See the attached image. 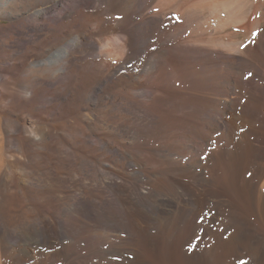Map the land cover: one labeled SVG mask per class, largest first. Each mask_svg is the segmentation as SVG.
Returning <instances> with one entry per match:
<instances>
[{"label": "bare ground", "instance_id": "obj_1", "mask_svg": "<svg viewBox=\"0 0 264 264\" xmlns=\"http://www.w3.org/2000/svg\"><path fill=\"white\" fill-rule=\"evenodd\" d=\"M17 1L0 0V7L7 8ZM103 5H106L110 15L124 13L128 6H133L131 15L117 22L121 32L107 42L108 50L104 51V47L91 36L79 35L32 67L27 77L29 85H25L23 96L8 86V80L3 76H0V91L11 92L12 101L26 99L35 94L34 86L41 83L55 86L64 82L62 79L53 83L44 78V83L45 73L51 72L55 76L56 72L70 71L76 62L103 56L115 61L114 65L111 63L115 74L136 70L142 73L141 79L151 78L146 88L140 91L136 89L138 92L134 93V97L140 101L122 100L124 103H120L117 98L118 116L125 117L118 128L130 136L132 143L141 139L146 141L144 145L135 143L132 147H120V144H114L117 142L102 144L97 140H88L84 126L77 123L74 138H81L86 144L92 145L98 155L104 151L109 153L114 163L116 161L115 164L121 167V173L115 171L116 168L111 164L104 167L101 174L94 173V184L90 187L86 185V190L91 191L90 196L72 204V212L80 218L81 228L75 230L73 226L63 224L51 233L29 230L31 237L39 238L32 239L30 247L38 243L66 242L77 235H87L86 242H92L87 244L88 248L94 246L91 251L101 259H116L123 264H145L142 254L137 250L150 255L156 253L162 248V239L167 235L169 243L165 245L170 251L182 254L189 233L202 229L197 224V217L204 209L214 212V215L227 216L226 219L230 217L238 224L243 212L258 203L254 200L256 184L244 181V176L251 165H263L255 169L258 175L264 169V82L257 84L251 80L245 91H241L239 85L242 84V73L249 68L257 67V77L262 75L264 78L261 74L263 71H259L264 67V0H63L53 8L41 9L31 15L34 25L27 29L34 33V37L30 40L21 39L18 49L47 39L83 9ZM155 10L158 13H154ZM174 14H177L178 21L181 17L192 16L198 17L199 21L203 18V22L198 31L183 37L175 46H161L152 51L150 39L154 32L161 30L165 22H171ZM206 21L216 22V28H211ZM236 24L243 26L247 34L242 37L232 34L229 29ZM259 27L263 28L260 35H254ZM14 35L24 36L28 33L26 30H17ZM259 36V42L255 45ZM241 45L245 46L243 50ZM201 62L198 71L195 66ZM222 65H226L225 69ZM168 68L169 74L166 73ZM177 81L181 82L178 88ZM115 96L101 97V103L107 101L106 107L114 105ZM93 97L94 94L91 99ZM51 101V98H40V104ZM2 104L5 106L10 101ZM110 111L111 107L108 112L113 115ZM227 114L231 115L229 119L225 118ZM128 118L134 122L127 124L125 121ZM241 128L243 131H239ZM14 130V127L10 129L12 132ZM214 133H219L217 148L206 159H199L195 152L207 147ZM21 138L26 146L34 147L36 152L41 143H47L50 135L35 129L32 144L27 143L30 137L23 135ZM159 141H162L161 145ZM189 153H193L191 157ZM98 158L101 159V156ZM205 162L210 166L208 178L203 172ZM179 175L193 176V181L204 190L193 192L189 184L179 180ZM220 197L228 200L221 201ZM259 200L263 204V193ZM247 230H243L246 236L250 235ZM116 232L126 235V240H122L120 245L111 243L112 239L118 238ZM256 238H252L254 244L261 243L264 252L263 241ZM218 248L219 245H216L209 252L195 251L188 257L197 264L213 263V255ZM77 261L79 263V259Z\"/></svg>", "mask_w": 264, "mask_h": 264}, {"label": "rangeland", "instance_id": "obj_2", "mask_svg": "<svg viewBox=\"0 0 264 264\" xmlns=\"http://www.w3.org/2000/svg\"><path fill=\"white\" fill-rule=\"evenodd\" d=\"M62 1L18 0L17 3L10 4L7 8L0 7V76L5 77L8 80V86L16 89L19 92L18 94H21L20 96L25 94L24 88L29 85L27 77L30 71L33 70L34 65L49 58L56 50L69 44L79 35L91 36L102 48L104 47V51L105 49L108 50L107 42L121 32V27L117 22L126 17L128 18L133 11L132 5L128 6L124 13H119L120 15L108 14L106 5L85 8L72 19L64 22L61 28L49 35L47 39L36 41L35 45L29 44L19 50L21 39L30 40L34 37V33L28 32L30 30L27 29L30 25H34L31 15L41 9L53 8ZM196 1L199 2L200 0ZM153 12L158 13L157 10ZM191 17H181L178 21L177 14H174L171 22H165L161 30L154 32L153 37L150 39L151 50L154 51L161 46L170 47L171 45L173 47L183 37L191 35L195 30L198 31L203 18L199 21L197 20L198 17ZM206 23H209L211 28L217 26L216 22L206 21ZM234 25L229 29L232 34L241 37L247 34L242 28L243 26L240 24ZM262 29V27H259L255 30L254 35H260ZM17 30H26L28 35H14ZM259 38L260 36L255 45L259 42ZM240 48L243 50L245 46L241 45ZM262 54L264 55V49ZM114 62L107 59V56L90 58L82 63L76 62L75 67L70 71L56 72L55 76L51 72L45 73L43 79L45 78L49 82L56 83L62 79L64 82L55 86H47L43 83L34 86L35 94L26 99L12 101L13 95L11 92L7 90L0 91V264H81V262L82 264H123L116 261V259L107 260L102 258V260L96 253L92 252L91 249L94 246L88 248L87 244L92 242H86L87 235L84 237L83 235H77L78 237L66 240V242L38 243L32 247H30L31 240H38L39 238L29 235L30 228L36 229L37 232L46 230L51 233L63 224H69L75 230H79L81 228L80 221H78L80 218L72 212V204L83 197L90 196L91 191L86 190V187L94 184L96 177L94 175L101 174L104 167L106 168L111 164L113 168H116H114L115 171L121 173V167L116 165V161V164L114 163V158L110 157L109 153L106 154L104 151L107 157L103 152H99L98 155L92 145L86 144L81 138H74L73 135L77 134L76 127L78 124L84 126L88 140H97L102 144L111 141V144L117 142L114 144L118 146L120 144V147H132L135 146V143L140 146L146 143L141 139L132 143L130 136H126L118 128L125 117L124 115L119 117L116 109L119 107V102L140 101L134 97V93L146 88L151 82V78L141 79L143 78L142 73L136 70L115 74L112 72L111 67V63L114 65ZM201 64L202 62L196 65L195 69L200 71ZM225 66L222 65V68L225 69ZM261 68L259 71H263L261 74L264 75V67ZM169 71L168 68L166 73L169 74ZM257 72L258 68L253 67L243 72L242 76L239 74L242 77H240L242 84L239 85L241 91H245L251 80L257 84L264 82L262 75L257 77ZM167 74H165L166 77ZM45 79L44 83H46ZM101 83H103L102 86ZM180 83V81L176 82L177 88L181 85ZM134 90L135 92H133ZM93 94L94 97L91 99ZM111 95H116L114 97L116 104H110L111 106L106 107L105 102L107 101L101 103V97L109 98L112 97ZM41 97L51 98L53 101L40 104ZM9 101L10 104L3 106L2 103ZM110 107L113 115H109ZM230 117V114L225 115L227 119ZM108 120L111 121L108 122ZM125 122L132 124L134 120L128 118ZM238 124L240 126V122ZM12 127L15 128L13 132L10 131ZM35 129L43 133L47 132L50 135L47 143H41L39 151L36 152L34 147L32 149V146H26L21 138L23 135L30 137L27 143L32 144ZM118 129L119 131H117ZM218 135L219 133H214L207 147H204L202 151L195 152V156L197 155L196 157L199 159H206L209 153L215 151ZM102 140L104 141L101 142ZM161 142L158 143L161 145ZM261 145L263 146V144ZM192 154L189 153L188 156L191 157ZM98 156H101L102 161ZM258 164L251 165L244 176V181H251L256 184V197L254 200L255 203H258L251 206V209H247L248 211L245 210V213L243 212L241 223L238 222L237 224L230 217L226 219L227 216L224 217L216 213L214 215V212L204 209L197 217V224L202 229L199 232L189 233L184 247L185 250L180 251L182 254L169 250L167 235L162 239L163 244L161 247L163 249L160 247L159 252L150 255L137 250L139 254H142L141 258L143 256L142 259L145 264H178L180 261V264H197L190 260L188 256H191L190 254L195 253V251H212L216 245H219V248L213 255V263L208 264H264V252L261 249L263 245L261 243L254 244L252 240L253 237H257L256 239L262 240L264 243V202L261 204L259 200L262 193L264 194V169H261V175L255 173V169H260L263 166ZM204 165L206 167L203 172L205 177L208 178L210 166L206 162ZM179 180L182 183L189 184L190 190L193 192L200 193L204 190L195 183L196 181H193L195 180L193 176L179 175ZM219 200L227 201L228 198L220 197ZM258 204L260 205L258 206ZM244 229H248L250 235L246 236ZM97 230L100 231V229ZM84 233H87V231H84ZM211 233L212 235H210ZM116 235L118 238L112 239V244L120 245L122 240H126L124 233L118 234L116 232ZM165 243L167 244L165 245ZM162 251L164 252L162 253ZM66 252L72 253V255ZM218 256H220V259ZM188 259L189 261H187ZM73 261L75 262L73 263Z\"/></svg>", "mask_w": 264, "mask_h": 264}]
</instances>
